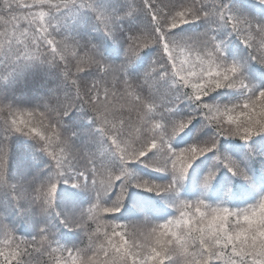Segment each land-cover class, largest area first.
I'll return each instance as SVG.
<instances>
[{
    "label": "snow or ice",
    "instance_id": "obj_1",
    "mask_svg": "<svg viewBox=\"0 0 264 264\" xmlns=\"http://www.w3.org/2000/svg\"><path fill=\"white\" fill-rule=\"evenodd\" d=\"M125 4L121 16L93 8L92 0H0V68L12 72L33 62L49 64L71 87L57 103L33 109H19L0 99V128L5 133L0 140V185L43 217L60 216L56 194L61 183L95 193V202L86 210L61 219L65 228L84 233L80 246L62 245L51 226L23 238L0 218V264H264V194L243 208L179 198L181 182L193 163L218 151L222 139L248 142L264 135V90L257 93L247 80L245 64L227 58L212 28L177 35L188 24L224 22L249 49V59L264 66V21L226 7L223 0H125ZM83 8L97 11L106 37L116 43L123 39L119 62L106 56L101 44L79 40L64 24L66 12ZM139 15L148 18L146 26L122 36L125 30L119 21ZM149 48L156 49L154 59L143 74H134L137 59ZM162 89L173 95L179 90L180 99L195 103L214 135L202 145L177 150L174 137L195 116L173 121ZM219 89L246 95L231 106L204 102ZM76 107L93 114L98 131L120 160L119 169L74 147L63 121ZM17 133L36 140L55 162L51 175L9 183L8 138ZM217 159L234 176L251 181L245 168L230 157ZM132 163L168 173L171 180L160 184L136 177L128 167ZM215 176L213 171L205 177V189ZM130 187L174 193L177 215L163 223L145 218L121 224L104 218L122 210ZM117 188L115 201L106 204L108 194Z\"/></svg>",
    "mask_w": 264,
    "mask_h": 264
},
{
    "label": "trees",
    "instance_id": "obj_2",
    "mask_svg": "<svg viewBox=\"0 0 264 264\" xmlns=\"http://www.w3.org/2000/svg\"><path fill=\"white\" fill-rule=\"evenodd\" d=\"M226 7L239 9L258 21H264V4L260 0H223ZM93 8L106 13L123 16L125 0H92ZM93 8H83L74 12H66L64 24L79 40L102 45L106 56L119 62L124 53V42L116 43L106 37L103 25L97 20V11ZM147 17L125 18L119 21L121 34L126 36L131 31H138L146 26ZM212 28L218 42L224 46V51L230 61L245 64V76L253 84L257 93L264 89V66L249 59L250 51L241 42L231 27L224 22L207 21L188 24L177 30V35H193ZM259 43L258 37H253ZM156 54L155 48L145 49L137 59L133 73L140 75L149 67ZM247 61V63H245ZM174 87V86H173ZM164 104L172 108L170 117L179 123L192 118V122L173 140L174 147L179 150L197 144H203L214 135V130L207 125L202 115L198 113L196 104L185 98L180 99V91L175 94H164L161 90ZM71 93L70 85L63 81L58 68L49 64L33 62L15 71L9 72L0 68V99L19 109H33L45 103L55 104L58 98ZM246 92L236 89H219L206 97L204 102L213 105H229L240 102ZM169 101H172L169 103ZM65 134L72 137L75 148L97 157L99 161L113 170L121 167L120 160L110 148V142L98 131L93 121V114L79 107L74 108L64 117ZM4 130L0 128V140L4 138ZM10 148L8 181L11 184H22L34 177L46 178L54 171L55 162L41 151L36 140L17 133L8 138ZM151 155V154H150ZM230 157L239 163L251 177L246 181L234 176L223 160L217 156ZM128 167L136 177L144 180L166 184L171 175L158 172L141 163H132ZM216 172L215 179L207 189L203 187L204 179L210 172ZM180 199H205L213 205L243 208L256 202L252 198L259 192H264V135L254 137L245 142L239 138H224L219 143L218 151L210 152L197 159L191 166L186 178L181 182ZM118 195V188L105 199L110 205ZM221 195L227 202L215 203L214 199ZM174 193H160L130 187L123 208L116 214H104V218L116 223L128 224L150 219L154 223H163L177 215L174 204L177 203ZM95 202V193L90 189L73 188L70 183H61L56 194L57 216L43 217L38 210L27 201H17L7 186L0 185V218L11 226L17 235L23 238L34 237L41 227L51 226L57 232L60 243L67 247L80 246L85 240L84 233L79 229H68L61 219L68 214L86 210ZM95 227V225H92ZM3 237L0 236V241Z\"/></svg>",
    "mask_w": 264,
    "mask_h": 264
},
{
    "label": "rangeland",
    "instance_id": "obj_3",
    "mask_svg": "<svg viewBox=\"0 0 264 264\" xmlns=\"http://www.w3.org/2000/svg\"><path fill=\"white\" fill-rule=\"evenodd\" d=\"M251 85L253 86V84H251ZM262 86H264V84ZM263 191H264V189H263ZM262 194H264V192L261 191L256 196H254L252 199L257 201ZM214 201H215V203H223V204L225 202H227L223 196L221 197V195H217L216 198L214 199ZM227 207L231 208V206H227ZM235 208H237V207H235Z\"/></svg>",
    "mask_w": 264,
    "mask_h": 264
}]
</instances>
